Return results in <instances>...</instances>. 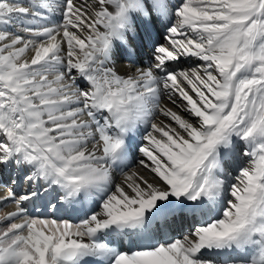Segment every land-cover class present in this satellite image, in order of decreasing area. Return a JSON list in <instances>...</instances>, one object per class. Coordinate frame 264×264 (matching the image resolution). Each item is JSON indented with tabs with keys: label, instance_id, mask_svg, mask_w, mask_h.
<instances>
[{
	"label": "snow or ice",
	"instance_id": "snow-or-ice-1",
	"mask_svg": "<svg viewBox=\"0 0 264 264\" xmlns=\"http://www.w3.org/2000/svg\"><path fill=\"white\" fill-rule=\"evenodd\" d=\"M0 170V264H264V0H0Z\"/></svg>",
	"mask_w": 264,
	"mask_h": 264
},
{
	"label": "bare ground",
	"instance_id": "bare-ground-1",
	"mask_svg": "<svg viewBox=\"0 0 264 264\" xmlns=\"http://www.w3.org/2000/svg\"><path fill=\"white\" fill-rule=\"evenodd\" d=\"M176 2V0H169V3L171 4V3H175ZM161 43L163 42V40H161L160 41ZM145 59H147V57L145 56ZM118 63H119V65H121V68H120V70L123 72L124 71V69H123V65L126 63V61H124V60H120V61H118ZM182 66L183 67H188V64L187 63H183L182 64ZM164 103H168V101H167V99L165 98L164 99V101H163ZM169 106L171 107L172 105L171 104H169ZM160 119H164L163 117H160ZM133 167H135V164H133ZM147 174V173H146ZM11 175L12 176H15V174L13 175V171L11 172ZM233 175H235V173H233ZM8 181H9V174L8 173H6V172H4V171H2V170H0V196H3V195H5L6 194V188H4L3 187V185L4 184H7L8 183ZM117 182H119V177L117 178ZM26 186H27V183H26ZM21 187H22V185H21ZM19 186L17 185V186H15L14 187V191H16V192H18L19 191ZM27 189H25V191H26ZM25 191H22L23 193L25 192ZM22 193V194H23ZM91 205L90 204H87V205H79V207H90ZM0 208L3 210V212H7V211H11V210H13V206H11V204L8 206V207H3L2 205H0ZM29 211L31 212L32 210H31V208H29ZM176 223H178V221L177 222H174L172 225H171V227H168V228H166L162 233H161V239H163V237L164 236H167V237H171V238H181L182 237V235H184V233H183V230H182V232L180 233V232H174L175 230L173 229V226L175 227V224ZM180 223V222H179ZM178 226V225H177ZM127 248H128V244H127V242H125V244L123 245V249L124 250H127Z\"/></svg>",
	"mask_w": 264,
	"mask_h": 264
},
{
	"label": "rangeland",
	"instance_id": "rangeland-1",
	"mask_svg": "<svg viewBox=\"0 0 264 264\" xmlns=\"http://www.w3.org/2000/svg\"><path fill=\"white\" fill-rule=\"evenodd\" d=\"M15 173V172H14ZM16 175V174H15ZM18 194H21L20 193V191L19 192H17ZM0 210H2L1 208H0ZM3 211V210H2ZM178 225V226H177ZM173 229L175 230L174 232H182V230H183V233L184 234H186L187 233V222H185V223H183V224H181V223H176L175 224V227L173 226Z\"/></svg>",
	"mask_w": 264,
	"mask_h": 264
}]
</instances>
